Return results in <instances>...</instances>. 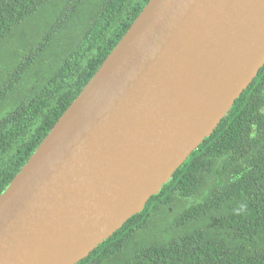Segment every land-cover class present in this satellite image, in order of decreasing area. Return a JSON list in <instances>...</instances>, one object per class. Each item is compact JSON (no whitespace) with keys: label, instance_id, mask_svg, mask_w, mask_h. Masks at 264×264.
Returning <instances> with one entry per match:
<instances>
[{"label":"water","instance_id":"obj_1","mask_svg":"<svg viewBox=\"0 0 264 264\" xmlns=\"http://www.w3.org/2000/svg\"><path fill=\"white\" fill-rule=\"evenodd\" d=\"M264 66V0H149L0 195V264H77L208 138Z\"/></svg>","mask_w":264,"mask_h":264},{"label":"trees","instance_id":"obj_2","mask_svg":"<svg viewBox=\"0 0 264 264\" xmlns=\"http://www.w3.org/2000/svg\"><path fill=\"white\" fill-rule=\"evenodd\" d=\"M54 1L0 0V42ZM148 2L59 0L12 55L0 73V195ZM263 84L264 66L161 191L77 264H264ZM171 210L168 239L150 243L154 217Z\"/></svg>","mask_w":264,"mask_h":264},{"label":"rangeland","instance_id":"obj_3","mask_svg":"<svg viewBox=\"0 0 264 264\" xmlns=\"http://www.w3.org/2000/svg\"><path fill=\"white\" fill-rule=\"evenodd\" d=\"M58 3L59 0H56L53 3H51V6L46 12H44L40 16L36 15L35 17H33L34 19L32 18L27 22L26 25H23L20 28L15 29L6 39L0 42V73H2V69L4 70V68L8 65V63L10 64V62H12V60L9 61V59L12 58V55L13 57L15 56L14 53L19 54L21 50L26 48L25 46L27 44L40 37L41 34L40 32H43V30L41 29L44 27L46 28L47 25L53 20L54 15H56L58 9L52 7H56L55 4ZM47 53L51 55L50 52ZM49 55L48 57L50 59H53ZM2 62L4 63L2 64ZM45 67L46 65L43 64V62H41L34 71H40ZM29 81L33 83L35 82V79H30ZM21 86H23V88L25 87V85H23V82L21 83ZM171 211H169V213L162 212L164 213L163 215L160 213L156 217H154V224L152 225V230L154 229L156 230L157 236L155 238L153 237V239L148 240L150 243L158 240L164 241L168 239L167 235L170 233L168 231H173L172 228H170L171 221L173 218V210Z\"/></svg>","mask_w":264,"mask_h":264},{"label":"flooded vegetation","instance_id":"obj_4","mask_svg":"<svg viewBox=\"0 0 264 264\" xmlns=\"http://www.w3.org/2000/svg\"><path fill=\"white\" fill-rule=\"evenodd\" d=\"M251 84V83H250ZM264 85V84H263ZM262 95V94H261ZM263 95H264V86H263ZM262 114L264 115V105H263V108H262Z\"/></svg>","mask_w":264,"mask_h":264}]
</instances>
